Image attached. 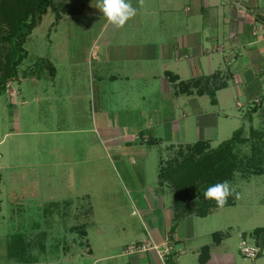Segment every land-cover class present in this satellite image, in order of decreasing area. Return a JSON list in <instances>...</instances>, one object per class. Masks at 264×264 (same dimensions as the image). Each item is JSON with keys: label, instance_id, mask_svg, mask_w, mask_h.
<instances>
[{"label": "rangeland", "instance_id": "rangeland-1", "mask_svg": "<svg viewBox=\"0 0 264 264\" xmlns=\"http://www.w3.org/2000/svg\"><path fill=\"white\" fill-rule=\"evenodd\" d=\"M8 2L0 0V7ZM96 2L55 0L25 38L27 55L16 79L8 83L7 88L20 89L23 96H17V106L11 103L12 119L6 113L0 119V264H130L128 255L149 253L125 250L151 228L143 211L147 200L142 186L156 185L159 165L198 139H206L207 148L213 149L241 124V155L252 154L250 128L264 139L259 117L264 114L251 111L257 101L246 102L233 83L217 93V105L208 96H195L173 113L170 100L163 124L160 118L140 125L115 117L118 106L129 113L128 106L136 105L129 101L128 85L122 86L127 102L119 103L106 90L95 104L88 80V71L95 67V41L99 34V43L111 38L114 29L108 23L102 30L107 20ZM49 56L58 69L54 86L47 80L53 68ZM107 68L113 69L104 66L103 71ZM37 74L46 77L40 89L33 82ZM2 100L5 109V94ZM142 127L162 143H146ZM228 182L236 206L214 209L202 221L208 229L230 222L247 227L252 221L246 217L263 208L264 173L246 176L236 171ZM163 188L172 199L169 186ZM220 213L222 217H215ZM214 223L221 224L210 226ZM235 235L234 243L239 241Z\"/></svg>", "mask_w": 264, "mask_h": 264}, {"label": "crops", "instance_id": "crops-1", "mask_svg": "<svg viewBox=\"0 0 264 264\" xmlns=\"http://www.w3.org/2000/svg\"><path fill=\"white\" fill-rule=\"evenodd\" d=\"M130 2L136 8V14L123 27L113 25L112 37L102 40L103 43H99L102 35H98L95 41L98 47L94 58L95 67L89 64L92 66L88 71L89 90L95 104L97 102L99 105L106 90L113 93V99L119 103L127 102L128 98L124 96L126 90L122 86H129V101L136 102V105L128 106L131 109L129 113L123 111L124 107L118 106V112L115 113L118 120L124 121L128 117L130 121L135 120L137 124L143 125L152 123L154 118H160L159 122L163 124V109H168L170 100L173 113L195 96H208L209 103L217 105V93L232 83L245 96L246 102L258 101L264 93V0ZM108 23L106 21L102 30L106 29ZM50 58L53 68H49L47 80L54 86L58 69ZM104 66L113 69L103 71ZM67 73L69 77L73 76ZM212 76L225 82V87L215 91L214 103L208 94L197 92L200 88L199 79ZM44 78L42 74L34 76L36 88L40 89ZM70 83H74L72 78ZM21 93L20 89L18 92V89L11 91L7 88L0 95L1 120L5 113L6 119H12L9 115L11 103L17 106V96H23ZM4 94L5 101L8 100L6 110L2 106ZM24 102L26 99L20 104ZM236 104L241 105L239 101ZM262 105L259 112L264 114V102ZM164 114L167 121L168 113ZM259 117L264 121V115ZM139 131L149 145L162 143V138L156 133L149 136L147 128L142 127ZM159 169L160 165L156 185L142 186L143 191L146 189L147 200L143 203V211L150 216L151 228L135 241L146 239L162 245L168 236L174 244L176 264H264V205L246 217L252 224L245 229L237 222L224 225L214 223L210 226H220L208 229L209 226L203 225L202 221L214 209L203 216L192 214L175 221L171 196L158 183ZM235 206L236 202L224 207ZM159 209L162 212L156 216L155 212ZM217 215L215 217H222L221 213ZM233 233L238 236V242H233ZM242 240L261 250L250 262L242 254V258H237L236 251L240 252ZM127 257L130 264H161L151 252ZM113 264L125 263L121 261Z\"/></svg>", "mask_w": 264, "mask_h": 264}, {"label": "trees", "instance_id": "trees-1", "mask_svg": "<svg viewBox=\"0 0 264 264\" xmlns=\"http://www.w3.org/2000/svg\"><path fill=\"white\" fill-rule=\"evenodd\" d=\"M55 0H9L0 7V95L9 82L17 77V68L27 55L23 47L25 38L42 20ZM199 94L206 93L214 103L217 89L225 87L218 77L200 78ZM264 102V93L253 104L258 111ZM251 119V117H249ZM244 126L235 129L231 136L215 148L208 149L205 139L181 146L174 158L160 165L158 183L169 186L172 194V212L175 221L187 215L208 214L218 208L215 201L206 200L204 191L211 185L234 178V172L243 175L264 173V139L259 130L250 128L252 154L241 155L239 145L244 143ZM262 136V138H261ZM232 196L224 206L234 205ZM223 206V207H224ZM171 233V232H170ZM171 264V258L167 261Z\"/></svg>", "mask_w": 264, "mask_h": 264}, {"label": "clouds", "instance_id": "clouds-1", "mask_svg": "<svg viewBox=\"0 0 264 264\" xmlns=\"http://www.w3.org/2000/svg\"><path fill=\"white\" fill-rule=\"evenodd\" d=\"M106 20L116 27H123L136 14L130 0H97L94 5ZM233 189L227 180L209 186L203 193L206 200L215 201L218 207H223L232 195Z\"/></svg>", "mask_w": 264, "mask_h": 264}, {"label": "built area", "instance_id": "built-area-1", "mask_svg": "<svg viewBox=\"0 0 264 264\" xmlns=\"http://www.w3.org/2000/svg\"><path fill=\"white\" fill-rule=\"evenodd\" d=\"M239 249L244 257L251 259L256 258L261 252L259 247L249 244L246 240L240 242ZM174 251V244L168 236L165 237L162 245L142 240L127 245L125 250L126 254L151 252L157 256L161 264H168L169 258L171 264H176L177 255H174Z\"/></svg>", "mask_w": 264, "mask_h": 264}]
</instances>
